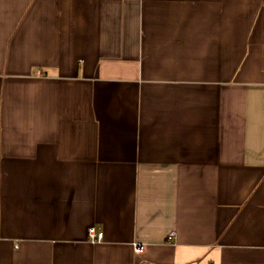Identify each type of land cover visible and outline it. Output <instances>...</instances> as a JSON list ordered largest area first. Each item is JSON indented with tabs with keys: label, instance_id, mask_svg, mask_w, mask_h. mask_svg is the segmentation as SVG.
Returning a JSON list of instances; mask_svg holds the SVG:
<instances>
[{
	"label": "crops",
	"instance_id": "0c3cea01",
	"mask_svg": "<svg viewBox=\"0 0 264 264\" xmlns=\"http://www.w3.org/2000/svg\"><path fill=\"white\" fill-rule=\"evenodd\" d=\"M0 264H264V0H0Z\"/></svg>",
	"mask_w": 264,
	"mask_h": 264
},
{
	"label": "built area",
	"instance_id": "2783aa9c",
	"mask_svg": "<svg viewBox=\"0 0 264 264\" xmlns=\"http://www.w3.org/2000/svg\"><path fill=\"white\" fill-rule=\"evenodd\" d=\"M88 237L91 243L97 244L103 241L104 239V233L98 232L94 227H91L88 230ZM171 239V238H170ZM134 251L136 254H142L144 251V246L136 244L134 245Z\"/></svg>",
	"mask_w": 264,
	"mask_h": 264
}]
</instances>
